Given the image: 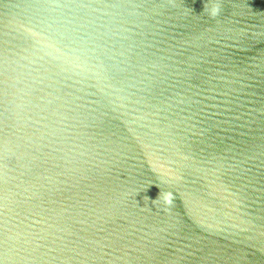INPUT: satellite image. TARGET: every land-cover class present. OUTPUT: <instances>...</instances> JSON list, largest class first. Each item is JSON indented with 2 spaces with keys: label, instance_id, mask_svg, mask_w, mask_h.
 Here are the masks:
<instances>
[{
  "label": "water",
  "instance_id": "obj_1",
  "mask_svg": "<svg viewBox=\"0 0 264 264\" xmlns=\"http://www.w3.org/2000/svg\"><path fill=\"white\" fill-rule=\"evenodd\" d=\"M0 264H264V0H0Z\"/></svg>",
  "mask_w": 264,
  "mask_h": 264
}]
</instances>
